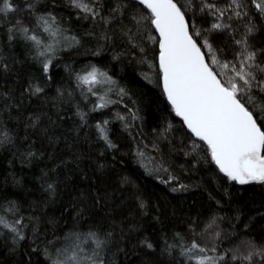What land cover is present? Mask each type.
Wrapping results in <instances>:
<instances>
[{"label": "trees", "instance_id": "16d2710c", "mask_svg": "<svg viewBox=\"0 0 264 264\" xmlns=\"http://www.w3.org/2000/svg\"><path fill=\"white\" fill-rule=\"evenodd\" d=\"M12 2L17 11L0 20V65L8 69L0 68V133L12 141L0 145V215L9 223L20 219L17 227L25 239L14 242L0 226V264H49L45 249L54 254L66 237L77 233L83 239L89 232L105 242L106 264H195L184 254L193 242L222 257L217 264H264V184L230 182L209 162L206 145L187 133L163 94L158 45L145 36L137 41L141 51L122 35L125 26L135 31L129 17L147 9L133 8L128 0H95L100 17L94 20L68 0ZM188 2L186 18L209 27L211 18L199 10L201 0ZM204 2L231 14L230 0ZM245 3L256 25L250 44L264 65V18L251 0ZM49 13L62 36L52 38L36 27V17ZM17 21L43 44L56 46L47 74L33 42L19 33L9 39L8 29ZM231 24L238 31L207 36L221 62H235L233 37L245 32L241 21ZM73 36L79 43L69 46ZM92 66L116 82L107 93L115 103L98 110V97L110 86L96 85L97 95H91L77 80ZM213 67L223 76L219 66ZM35 86L42 92L33 94ZM119 88L128 94L121 97ZM254 94L264 102V94ZM97 124L114 148L100 138ZM12 203L14 212L8 210ZM85 247L90 254L94 245Z\"/></svg>", "mask_w": 264, "mask_h": 264}, {"label": "snow or ice", "instance_id": "6c2138e0", "mask_svg": "<svg viewBox=\"0 0 264 264\" xmlns=\"http://www.w3.org/2000/svg\"><path fill=\"white\" fill-rule=\"evenodd\" d=\"M94 2L95 0L92 3L88 0H68L73 8L85 14V19L91 17L95 20L100 17V12L92 6ZM136 4L147 9V13L140 11L130 16L135 31L125 26L122 35L128 38L133 47H140L141 51L143 45H137V41L143 40L145 36L149 42L158 45V79L162 82L163 94L175 115L182 118L191 134L206 145L209 162L230 182L238 185L264 184V102L258 101L254 94H264V65L257 61L259 50L252 48L250 44L249 38L255 33L256 25L249 17L248 4L245 0H230L229 15L228 11L217 4L201 0L200 12L211 18L207 28H200L194 20L186 18L187 10L191 8L188 0L183 5L180 0H134L132 7L135 8ZM251 5L264 18V0H251ZM27 7L33 9L34 4L30 3ZM15 11L17 7L12 0H0V20L8 18ZM112 11L117 9L113 8ZM232 20L241 21L245 32L240 39L233 37V42L238 47L234 54L235 62H221L207 36L216 32L232 34L238 31V28H233ZM104 23L110 24L111 21L105 19ZM36 27L42 28L52 38L63 35L56 17L50 13L36 17ZM150 28H154L158 35H152ZM29 32L30 29L21 21L8 29L9 39L19 33L25 41L33 42L38 49L36 57L45 58L42 64L43 71L47 74L56 46L52 43L43 44L37 35H30ZM103 38L108 39L106 35ZM63 39L69 41L68 37ZM60 43L59 39L55 40V45ZM78 43L79 40L73 36L69 46ZM42 45L43 50H39ZM149 66L153 67L151 64ZM213 66H219L223 76ZM0 68L8 70L7 65H0ZM144 78L149 83L152 82L147 74ZM77 80L81 85L87 86V92L91 95H97L94 90L96 85L110 86L104 95H99L100 102L94 106V110L115 103L107 98V93L113 91L111 86L116 82L106 72L92 66L85 74H78ZM30 90L33 94H38L43 89L35 86ZM118 94L123 97L128 93L124 88H119ZM118 118L125 119L123 116ZM133 118H137L135 113ZM97 129L100 138L105 140L109 148H114L115 145L106 135V129L101 124H97ZM11 142L6 133H0V145ZM193 147L200 145L194 142ZM143 156V152L138 153L139 158ZM48 188L52 189V185H48ZM8 210L14 212L15 204L12 203ZM21 224L20 219L9 223L0 215V226L13 234L14 242L25 239L23 232L17 227ZM88 243L94 245L90 254H87L85 247ZM104 243L94 232L83 234V239L81 234L73 233L65 238L63 246L55 248L54 254L47 249L45 254L49 264H106L101 257ZM147 247L151 248L152 245L147 244ZM184 254L189 260H194L195 264H217L222 259L209 255L207 249L199 247L195 242Z\"/></svg>", "mask_w": 264, "mask_h": 264}, {"label": "water", "instance_id": "95a60500", "mask_svg": "<svg viewBox=\"0 0 264 264\" xmlns=\"http://www.w3.org/2000/svg\"><path fill=\"white\" fill-rule=\"evenodd\" d=\"M128 1H131V2H134V0H128ZM154 29V28H153ZM154 31H155V29H154ZM156 33V32H155ZM156 35H158L157 33H156ZM158 51H159V49H158ZM157 65H158V57H157ZM158 67H159V65H158ZM160 84H161V89H162V82L160 81ZM162 91H163V89H162ZM168 103V102H167ZM169 104V103H168ZM170 106V105H169ZM171 107V106H170ZM174 112V111H173ZM175 113V112H174ZM176 116V115H175ZM177 117V116H176ZM181 122H182V124H183V126H184V128L186 129V131H187V133L188 134H190L195 140H197V141H199L198 140V138H196V137H194L192 134H191V132L187 129V127L184 125V123H183V120H182V118H180V117H177ZM199 142H201V141H199ZM201 143H203V142H201Z\"/></svg>", "mask_w": 264, "mask_h": 264}]
</instances>
